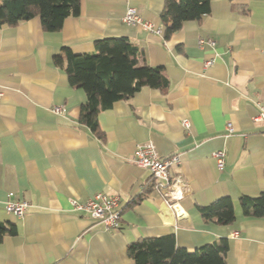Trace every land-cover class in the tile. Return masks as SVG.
Here are the masks:
<instances>
[{
    "label": "crops",
    "instance_id": "obj_1",
    "mask_svg": "<svg viewBox=\"0 0 264 264\" xmlns=\"http://www.w3.org/2000/svg\"><path fill=\"white\" fill-rule=\"evenodd\" d=\"M164 5L82 0L80 13L59 31H45L40 16L0 27V221L18 227L0 242V264H136L129 243L170 233L191 250L227 237V264H264V217L246 216L240 204L241 196L264 192V120H255L264 107V0H211L200 22H185L168 39ZM130 6L153 29L124 23ZM116 36L143 48L170 87H145L101 111L102 140L80 123L85 91L53 59L63 46L94 52L96 39ZM206 37L215 45L199 44ZM55 106L64 110L56 113ZM149 141L162 158L181 157L170 173L188 184L183 218L156 189L137 200L155 178L131 159ZM222 149L220 170L213 152ZM99 192L120 197L116 229L71 204ZM223 196L235 204V221L205 220L201 207ZM10 200L29 203L24 215L6 210Z\"/></svg>",
    "mask_w": 264,
    "mask_h": 264
},
{
    "label": "trees",
    "instance_id": "obj_2",
    "mask_svg": "<svg viewBox=\"0 0 264 264\" xmlns=\"http://www.w3.org/2000/svg\"><path fill=\"white\" fill-rule=\"evenodd\" d=\"M82 0H0V27L15 26L35 16H40L45 31H59L65 19L78 15ZM211 10V0H165L161 12L164 35L168 39L187 21L200 22ZM95 51L75 53L63 46L54 56L55 66L68 76L73 87L86 93L82 104L80 123L89 127L100 139L99 114L116 101L131 99L145 87L166 92L170 81L160 66H152L145 60L144 50L126 36L102 37L94 41ZM156 181L145 185L140 201L155 191ZM246 216L264 217V192L257 196L240 198ZM205 220L219 224H232L236 219L235 204L231 197L223 196L201 207ZM18 233L17 224L0 221V242L6 236ZM229 239L220 237L193 250L177 245L173 233L144 237L127 246V253L136 264H227Z\"/></svg>",
    "mask_w": 264,
    "mask_h": 264
},
{
    "label": "built area",
    "instance_id": "obj_3",
    "mask_svg": "<svg viewBox=\"0 0 264 264\" xmlns=\"http://www.w3.org/2000/svg\"><path fill=\"white\" fill-rule=\"evenodd\" d=\"M122 21L129 25L141 24L147 29H153L151 23L144 22L141 15L135 7L130 6L127 8L122 17ZM160 32V30H157ZM207 43L211 46L215 45V40L211 37L200 38L199 44ZM214 59L206 61L205 65L210 66ZM0 91V97H1ZM64 110L63 106H55L53 111L61 113ZM256 121L264 120V107L255 117ZM182 124L185 128L191 127V122L188 119H183ZM229 133L233 131L232 124L228 125ZM213 156L217 159V165L220 170L225 166V150H217L213 152ZM136 165L143 169L151 171L152 176L155 178V189L166 193L167 203L173 209L178 218H183L186 214L180 201L185 197L188 191V184L181 176L172 177L170 169L172 166L181 163L179 154H174L166 158H162L152 141L139 144L131 159ZM13 195L11 194L10 197ZM72 206L77 210H82L90 214L91 218L97 223L102 224L106 229L112 230L120 226L122 219V211L120 209V197L110 196L103 192L96 193L93 197L86 201H79L71 199ZM29 203L27 201H8L6 210L17 216H22L26 212Z\"/></svg>",
    "mask_w": 264,
    "mask_h": 264
}]
</instances>
